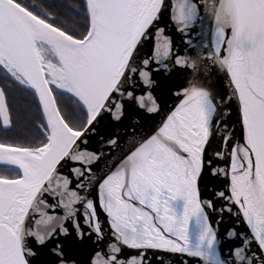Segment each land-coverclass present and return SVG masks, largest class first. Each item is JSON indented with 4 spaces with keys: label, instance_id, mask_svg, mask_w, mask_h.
Instances as JSON below:
<instances>
[{
    "label": "snow or ice",
    "instance_id": "snow-or-ice-1",
    "mask_svg": "<svg viewBox=\"0 0 264 264\" xmlns=\"http://www.w3.org/2000/svg\"><path fill=\"white\" fill-rule=\"evenodd\" d=\"M172 257L264 264V0H0V264Z\"/></svg>",
    "mask_w": 264,
    "mask_h": 264
},
{
    "label": "water",
    "instance_id": "water-1",
    "mask_svg": "<svg viewBox=\"0 0 264 264\" xmlns=\"http://www.w3.org/2000/svg\"><path fill=\"white\" fill-rule=\"evenodd\" d=\"M174 2H175V0H174ZM205 31H207V27H206ZM176 35H178V34H176ZM175 46H176V48H179L180 49L181 53L184 52V45L181 44V42H180L179 39H176ZM190 54H193L194 55V53H190ZM187 71L189 73L191 72V70H187ZM222 80H223V77L222 76H219V79H218V74L217 73H214L211 76V78H210L211 86L213 88L219 89L220 86H221ZM176 83H177V87H179L180 84H182V83L184 84V86H187V83H186V80H185V77L184 76L177 77ZM173 99L175 100L176 97H173ZM169 106H171V105H169ZM121 135H123V131L122 130H121ZM88 147L89 148H96V147H98V145L95 144V143H93V144H90ZM113 159H115V156L113 157ZM48 199L51 200V197H49ZM58 211L62 214V209H60ZM101 216H102V219H104L106 221V218L103 217V214L102 213H101ZM105 226H106V224H105ZM237 227H239V225H237ZM172 262H173V264H179V258L178 257H172Z\"/></svg>",
    "mask_w": 264,
    "mask_h": 264
}]
</instances>
